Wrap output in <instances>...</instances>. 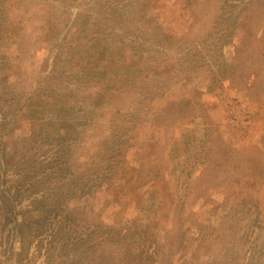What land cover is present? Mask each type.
I'll return each instance as SVG.
<instances>
[{
	"label": "rangeland",
	"instance_id": "rangeland-1",
	"mask_svg": "<svg viewBox=\"0 0 264 264\" xmlns=\"http://www.w3.org/2000/svg\"><path fill=\"white\" fill-rule=\"evenodd\" d=\"M32 193L146 264H264V0H0V264L77 258L18 241Z\"/></svg>",
	"mask_w": 264,
	"mask_h": 264
},
{
	"label": "trees",
	"instance_id": "trees-1",
	"mask_svg": "<svg viewBox=\"0 0 264 264\" xmlns=\"http://www.w3.org/2000/svg\"><path fill=\"white\" fill-rule=\"evenodd\" d=\"M90 63L91 61H86V67ZM44 109L43 107L42 111H40L39 106V111L34 114V118L45 114L46 110ZM52 183V179L48 181V193H51L53 190L50 188V184L52 185ZM6 186L11 188L12 183ZM14 188L19 189L22 188V186L17 187V185H15ZM61 192L58 193L57 198L63 194ZM38 194V197H34L36 195L34 193L31 194L32 202L36 206L35 210L47 214V220L42 216L29 222L27 225L29 228L27 230L30 235L24 237L19 236L18 241L20 243H23V239L27 237L30 238L29 243L35 241L38 246L43 247L46 243H54L53 239L56 240V238H54L56 234L62 236V244L74 248L72 253L77 256L75 259H69V254H65L63 262H61L62 264H146L144 259H151L153 254L151 251L149 252V249L154 247V240L152 239L153 230H148L147 225L140 230H135L133 226H118L119 228H116L113 225L101 226L102 224L93 225L84 222L86 226H84L83 230L77 236H72V228L68 226L72 225L71 217L58 214L63 209L61 204L53 205V201L50 205H46L47 199L43 198L45 193ZM28 196L30 197V195ZM59 201L61 202L62 199H59ZM37 203H39L40 206H37ZM6 205L9 206V211L14 212L18 204L10 203V201L7 200ZM52 214H54L52 219L57 216L59 217L56 226H54L53 223L50 225L52 219L48 222V218H50ZM17 232L23 234V231H19V229ZM36 252L45 254L48 250Z\"/></svg>",
	"mask_w": 264,
	"mask_h": 264
}]
</instances>
